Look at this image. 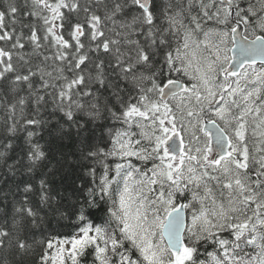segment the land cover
<instances>
[{
  "label": "snow or ice",
  "instance_id": "1",
  "mask_svg": "<svg viewBox=\"0 0 264 264\" xmlns=\"http://www.w3.org/2000/svg\"><path fill=\"white\" fill-rule=\"evenodd\" d=\"M0 264H264V0H0Z\"/></svg>",
  "mask_w": 264,
  "mask_h": 264
}]
</instances>
